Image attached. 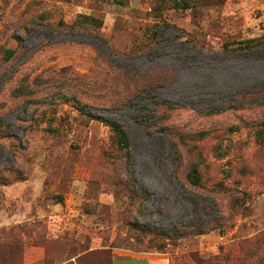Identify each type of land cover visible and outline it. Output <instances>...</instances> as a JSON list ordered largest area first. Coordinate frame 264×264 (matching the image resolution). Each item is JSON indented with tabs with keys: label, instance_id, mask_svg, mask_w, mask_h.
<instances>
[{
	"label": "rangeland",
	"instance_id": "374dc122",
	"mask_svg": "<svg viewBox=\"0 0 264 264\" xmlns=\"http://www.w3.org/2000/svg\"><path fill=\"white\" fill-rule=\"evenodd\" d=\"M184 1L0 0V264H264V0Z\"/></svg>",
	"mask_w": 264,
	"mask_h": 264
},
{
	"label": "trees",
	"instance_id": "16d2710c",
	"mask_svg": "<svg viewBox=\"0 0 264 264\" xmlns=\"http://www.w3.org/2000/svg\"><path fill=\"white\" fill-rule=\"evenodd\" d=\"M160 1L163 2L164 0H160ZM173 6L174 8H182V9L189 7L188 3L184 0H173ZM101 22L102 21L98 20L97 18L90 17L87 15H80L78 24H72L71 27L78 26L82 28H87V27L98 28L101 26ZM263 44H264V41H254V42L245 43L243 46H240L237 48L251 50L253 48H258L262 46ZM12 52L13 51H10L9 55H11ZM234 96H237V98H233L236 104L232 103L231 106H229V108H232V107L238 108V107H244V106L248 107L251 105L264 107V88L239 92V93H236ZM218 111L219 109L216 108V109H210L207 112L210 113V112H218ZM104 122L110 127V129L114 133L115 139H116V142L119 148L121 149L127 148L128 140L121 126L112 121H104ZM206 134H207V131H200L198 133V135L201 137ZM187 180L192 185L199 186L200 180H201V174H200V170L197 164H192L187 174Z\"/></svg>",
	"mask_w": 264,
	"mask_h": 264
},
{
	"label": "crops",
	"instance_id": "0c3cea01",
	"mask_svg": "<svg viewBox=\"0 0 264 264\" xmlns=\"http://www.w3.org/2000/svg\"><path fill=\"white\" fill-rule=\"evenodd\" d=\"M111 264H170V260L161 253L153 251L117 249L113 252Z\"/></svg>",
	"mask_w": 264,
	"mask_h": 264
}]
</instances>
